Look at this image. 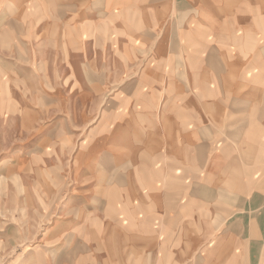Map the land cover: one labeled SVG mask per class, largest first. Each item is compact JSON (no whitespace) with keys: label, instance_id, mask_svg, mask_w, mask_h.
<instances>
[{"label":"crops","instance_id":"obj_1","mask_svg":"<svg viewBox=\"0 0 264 264\" xmlns=\"http://www.w3.org/2000/svg\"><path fill=\"white\" fill-rule=\"evenodd\" d=\"M29 11L43 23L28 21ZM28 26L49 28L55 50L65 33L61 57L73 74H131L135 82L118 89L148 92L132 100L152 116L138 109L100 120L96 161L83 164L86 176L106 170L102 148L119 122L122 136L111 138L129 154L183 161L210 154L207 178L191 180L195 190L187 197L184 189L162 202L155 189L136 198L116 189L109 201L107 189L73 195L70 204L82 203L81 210L57 218L47 233L50 257L32 264H264V0H0L3 59L21 54ZM144 118L155 133L162 121L154 138L172 141L166 152L135 146L130 132L138 136ZM145 181L160 186L153 177ZM92 202L114 204L116 212Z\"/></svg>","mask_w":264,"mask_h":264},{"label":"rangeland","instance_id":"obj_2","mask_svg":"<svg viewBox=\"0 0 264 264\" xmlns=\"http://www.w3.org/2000/svg\"><path fill=\"white\" fill-rule=\"evenodd\" d=\"M27 14L28 21L36 22L37 18L39 24L43 23L44 17L38 13ZM41 27H26L21 54L11 52L8 60L2 57L4 43L0 34V264H32L35 258L50 257L49 229L60 215L70 216L81 210L82 203L70 204L73 195H102L107 189L109 201L116 199V189L123 193L131 190L135 198L155 189L156 198L162 202L179 189H184L186 197L194 194L191 180L208 176L209 153L193 160L187 156L188 160L183 161L178 155L129 154L124 145L115 146L111 137L122 136L121 122L116 126L120 127L118 131L105 138L100 163L106 164V170L86 176L83 164L96 161L92 148L97 145L100 120L111 115H138L139 110L146 117L147 113L152 116L147 108L132 100L148 92L118 89L122 84L135 82L137 76L131 74H73L76 69L61 57L66 53L62 40L65 33H60L59 49L55 50L49 28L41 32ZM72 61L82 60L75 57ZM121 62L130 66L129 60L122 58ZM145 64L138 62L135 66ZM83 81L90 83L92 89L83 91ZM187 89L184 97L192 93L189 86ZM180 102L184 104L183 99ZM163 113L164 108H159L156 120ZM145 121L144 118L145 125H136L143 128L138 130V136L135 131L130 132L135 146H154L166 152L172 141L154 138L155 134H162V121L158 123V133ZM191 126L194 128V124ZM152 177L158 180L159 188L143 185ZM99 179H105L108 185L97 186ZM92 206L116 212L109 202H92Z\"/></svg>","mask_w":264,"mask_h":264}]
</instances>
